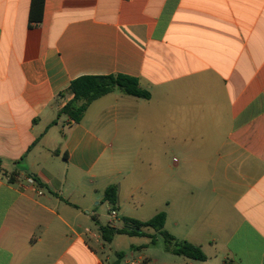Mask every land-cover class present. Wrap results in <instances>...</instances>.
<instances>
[{"label":"crops","instance_id":"1","mask_svg":"<svg viewBox=\"0 0 264 264\" xmlns=\"http://www.w3.org/2000/svg\"><path fill=\"white\" fill-rule=\"evenodd\" d=\"M32 1L0 0V264H110L121 243V264H264V0H44L40 21ZM117 75L149 99L58 115L73 80ZM159 212L207 260L150 228L101 238Z\"/></svg>","mask_w":264,"mask_h":264},{"label":"trees","instance_id":"2","mask_svg":"<svg viewBox=\"0 0 264 264\" xmlns=\"http://www.w3.org/2000/svg\"><path fill=\"white\" fill-rule=\"evenodd\" d=\"M44 0H33L30 20L40 21L43 14ZM119 89L125 95L149 99L148 91L143 90L135 78L117 75V76H82L73 80L67 92L73 95V99L67 103L60 111L59 116L67 115L75 123H79L89 105L95 100ZM118 201V188L111 185L104 191V202L107 203L109 210L116 209ZM167 221L165 212L157 213L148 221H138L125 218V227L114 228L111 225H99L101 238L105 243H112L117 235L147 236L145 229H153L163 240L164 249L177 256H183L189 259L205 261L206 254L201 247L187 241H179L173 235L169 234L164 228ZM129 227H132L129 228ZM151 245L157 244V236L150 237ZM125 253L119 252L117 260L110 264H121Z\"/></svg>","mask_w":264,"mask_h":264},{"label":"rangeland","instance_id":"3","mask_svg":"<svg viewBox=\"0 0 264 264\" xmlns=\"http://www.w3.org/2000/svg\"><path fill=\"white\" fill-rule=\"evenodd\" d=\"M106 214L107 215H109V214H111V212L109 211V212H106ZM113 247V246H112ZM111 247V248H112ZM117 250V251H122L123 253H125V255H129V249H128V246H127V244H123V243H121L120 244V247L119 248H116V247H114V249L113 250ZM111 255H112V257H113V260L114 261H116L117 260V257L113 254V253H111Z\"/></svg>","mask_w":264,"mask_h":264},{"label":"built area","instance_id":"4","mask_svg":"<svg viewBox=\"0 0 264 264\" xmlns=\"http://www.w3.org/2000/svg\"><path fill=\"white\" fill-rule=\"evenodd\" d=\"M27 181L31 185H34V183H35V181H34V179L32 177H28L27 178ZM39 194H42V191H40ZM110 211H111V216H113V217H116L117 216V213H116L115 210L111 209Z\"/></svg>","mask_w":264,"mask_h":264},{"label":"water","instance_id":"5","mask_svg":"<svg viewBox=\"0 0 264 264\" xmlns=\"http://www.w3.org/2000/svg\"><path fill=\"white\" fill-rule=\"evenodd\" d=\"M129 228H131V229H132V227H129Z\"/></svg>","mask_w":264,"mask_h":264}]
</instances>
